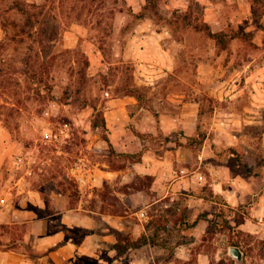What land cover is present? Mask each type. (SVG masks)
<instances>
[{
  "label": "rangeland",
  "instance_id": "rangeland-1",
  "mask_svg": "<svg viewBox=\"0 0 264 264\" xmlns=\"http://www.w3.org/2000/svg\"><path fill=\"white\" fill-rule=\"evenodd\" d=\"M18 4L34 24L13 38V24L27 19ZM193 23L224 32L226 46ZM145 36L137 56L135 43ZM125 83L139 88V104L153 111L194 103L207 143L222 149L223 160L233 147L250 167L264 166V0H0V120L25 161L35 159L37 168L51 157L54 176L79 156L95 164L107 149H95V124L103 122L97 104L104 90L123 93ZM45 131L67 136L47 142ZM67 180L76 192L72 174ZM24 232L14 231L20 249L29 246ZM206 238L212 260L232 258L226 236ZM244 241L246 263L264 264V228Z\"/></svg>",
  "mask_w": 264,
  "mask_h": 264
},
{
  "label": "crops",
  "instance_id": "crops-1",
  "mask_svg": "<svg viewBox=\"0 0 264 264\" xmlns=\"http://www.w3.org/2000/svg\"><path fill=\"white\" fill-rule=\"evenodd\" d=\"M146 41V36L138 38L137 56L144 52ZM136 73L142 79L144 67L139 65ZM97 106L105 126L95 124V149L108 147L101 137L104 129L115 151H142L141 160L113 168L104 151L96 154L100 156L95 157V164L90 166L79 156L70 168L64 166L63 175L54 176L52 158L37 168L35 159L25 161L0 120V234L11 243L0 249V264H211L204 236H226L216 223L222 220L220 213H232L228 207L249 209V216L238 226L243 232L264 228V166L260 169L257 163L250 170H238L207 143L208 134L200 148L186 146V136L195 135L199 125L194 103L182 101L179 111L159 112L140 105L133 95L106 89ZM160 132L178 133L183 144L168 141L156 147L142 136ZM43 133L47 142L67 136L62 131ZM57 154L65 159L69 151L59 148ZM69 174L75 178L76 192L67 186ZM78 176L85 179L78 180ZM137 176H149L150 184L133 188ZM105 187L111 189L110 194L103 193ZM168 206L177 212L185 207L189 223L187 228L174 230L178 242L172 243L171 253L169 247L144 244L117 255L110 227L138 236L150 231L146 224ZM56 221L58 229L52 226ZM21 227L29 242L23 249L14 238V231ZM78 229L92 231L72 234Z\"/></svg>",
  "mask_w": 264,
  "mask_h": 264
},
{
  "label": "trees",
  "instance_id": "trees-1",
  "mask_svg": "<svg viewBox=\"0 0 264 264\" xmlns=\"http://www.w3.org/2000/svg\"><path fill=\"white\" fill-rule=\"evenodd\" d=\"M17 6H18L17 8L18 12L25 14L27 16V19L24 25L17 26L16 24H13V28H16L14 34L12 35L13 38L18 37L20 34L29 33V31L25 29V26H33L34 24L32 23L31 17H28V10L26 9V7L20 4H18ZM192 25L195 29L203 31L208 37L215 39L217 43L226 46L227 38L225 37L224 32L213 31L210 28V26L206 23H201V24L193 23ZM35 74L36 73H34V75ZM36 76L39 75L36 74ZM38 80L42 81L41 77ZM123 93L133 95L138 101H140L142 98V94L139 88L126 83L124 84L123 87ZM104 126L105 125L103 120L102 127L104 128ZM142 136H145L152 143L155 141H159V144H165L168 141H172L175 143L176 146L183 144L178 139V133L164 135L163 133L160 132L155 136L151 134H144V135L142 134ZM206 138H207V133L206 131L201 129L199 124L197 133L193 136H186V141L184 144L193 149H198L203 145ZM104 139L108 142V147L105 152L108 155L107 157L111 167L122 168L126 165L128 161L136 162L141 160L142 151L134 152V153L117 152L111 145L106 134L104 135ZM144 149H146V147H144L143 150ZM215 150L217 151L218 154H220L222 149H220L218 146H215ZM225 151L228 152L231 156V158L227 160L228 164L236 167L238 170L251 169V167L249 166V160L244 156L243 153L236 151V149H234L233 147H226ZM149 179H150L149 176H145V177L137 176L132 181V187L136 189L139 187L147 186L150 184ZM228 209L231 210L232 213L229 214L226 212L220 213L222 220L220 223L217 222L216 224L225 233L229 245L239 246L242 248L243 245H245L244 235H247V233L239 229L238 226L245 221V219L249 216L250 211L244 205H239L237 207H228ZM165 211H166L165 213L167 214L161 212L159 215L150 219V221L146 224L147 230L149 229L150 231L145 230L141 232V234H139L138 236H135L133 233H125L123 231L110 227L109 231L113 233L116 237V241L113 246L116 248L117 255L122 256L130 248H139L144 244H151V245L157 244L163 247L166 246L169 247L168 252L171 253L173 247L172 243L174 241L178 242L176 238L177 233L174 230L180 227L182 228L183 226L187 228L189 227V223H187L186 221L185 207H183L180 212H177V210L173 206H168L165 209ZM226 215H230V217ZM91 231H92L91 229H78L75 230L72 234L80 235ZM208 235H205L204 237L206 238ZM9 247H11V243L3 241L1 239V234H0V249H7ZM211 264H247V263L244 258L241 261H237L232 257L228 261H224L221 259L218 260V262H215L214 260L211 259Z\"/></svg>",
  "mask_w": 264,
  "mask_h": 264
},
{
  "label": "water",
  "instance_id": "water-1",
  "mask_svg": "<svg viewBox=\"0 0 264 264\" xmlns=\"http://www.w3.org/2000/svg\"><path fill=\"white\" fill-rule=\"evenodd\" d=\"M228 253L237 261H241L243 259V250L238 246H230Z\"/></svg>",
  "mask_w": 264,
  "mask_h": 264
},
{
  "label": "built area",
  "instance_id": "built-area-1",
  "mask_svg": "<svg viewBox=\"0 0 264 264\" xmlns=\"http://www.w3.org/2000/svg\"><path fill=\"white\" fill-rule=\"evenodd\" d=\"M84 176H86V175H84ZM84 176H83V177H82V176H78V178H77V179H78V180L85 179V177H84Z\"/></svg>",
  "mask_w": 264,
  "mask_h": 264
}]
</instances>
